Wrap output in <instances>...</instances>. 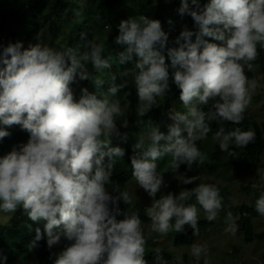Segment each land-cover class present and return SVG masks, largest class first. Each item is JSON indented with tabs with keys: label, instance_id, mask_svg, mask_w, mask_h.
<instances>
[{
	"label": "clouds",
	"instance_id": "1",
	"mask_svg": "<svg viewBox=\"0 0 264 264\" xmlns=\"http://www.w3.org/2000/svg\"><path fill=\"white\" fill-rule=\"evenodd\" d=\"M178 11L190 15L198 26L196 32L185 27L174 41L178 47H167L169 34L161 22L145 15L120 21L115 40L126 45L119 63L134 64L121 75L131 74L135 84L138 124L143 122L139 118L160 105L157 98L169 90L170 77L186 109L168 112L172 123L167 132L151 123L133 145L130 157L133 178L152 197L146 215L152 230L161 235L183 232L186 225L196 234L197 205L209 222L217 218L222 198L210 183L157 199L164 185L158 161L170 155L172 171L182 164L191 169L206 158L197 141L207 138L212 121L239 124L243 120L257 88L256 80L247 78L245 67L254 69L257 46L264 47V0H209L203 8L200 0H181ZM80 14L81 10H75V15ZM86 48L77 52L41 43L24 48L16 42L0 53V140L10 135L7 127L13 125L29 133L26 143L0 156V213L22 207L31 221L43 223L49 249L61 244L62 237L66 239L69 243L53 253V264H147L141 219L120 208L121 201L131 203L129 192L118 185L106 187L117 159L125 156L122 147L113 146V137L121 136L120 127L129 126L120 100L112 97L128 81L117 84L113 76L106 92L84 87L77 98L74 83L92 80L98 90L103 84L89 72V63L97 72L111 67L102 43L88 41ZM166 48L170 63L164 55ZM209 101L214 103L205 111L203 106ZM254 138L252 130L226 131L222 126L213 136L230 155L234 154L230 145L245 147ZM195 180L185 178L184 183ZM192 197L196 203H187ZM255 210L264 216V190L255 201ZM121 215L123 219H118ZM227 218L231 220V212ZM227 230L234 233L236 228L230 225ZM42 238L41 228L35 227L29 248ZM190 255L195 264L202 258L209 264L204 245L193 244ZM156 258L157 264H163L162 256ZM2 264H7V257Z\"/></svg>",
	"mask_w": 264,
	"mask_h": 264
},
{
	"label": "trees",
	"instance_id": "2",
	"mask_svg": "<svg viewBox=\"0 0 264 264\" xmlns=\"http://www.w3.org/2000/svg\"><path fill=\"white\" fill-rule=\"evenodd\" d=\"M208 2L209 0H200L201 8H203V6ZM132 3L133 2L130 0H23V2L21 0H0V53H2L3 48L10 43L31 40L34 35L40 37L41 30L47 31L48 34L56 35L54 41L46 38L47 41H45V43L43 41L44 45L46 44L47 46L54 48L72 47L77 52H83L87 50V42L96 38V33L94 31L95 28L91 32L87 33L84 32V29L88 26L91 28V24L93 27L100 24L104 26L106 25L105 27L109 28L107 37L103 42H99V40L96 41L103 44V55L105 58L109 59L111 67L97 72L89 63V72L92 73L93 77H100L103 80V84L98 90L92 80L81 81V84L77 89L79 91L78 93L80 95V89L84 87H87L90 92H106L113 82V76H115V82L117 84L126 79L128 81V86L120 91L116 97H112V99H118L124 104H137L138 95L136 93L135 84L132 80L131 74L127 77H123L121 75L126 69L134 67V64L133 62L125 64L119 63V54L125 50L126 45L117 44L115 42L116 37L119 35L118 25L120 21L135 19L141 16L143 6L141 8H137L136 6H133ZM96 5H98V9L94 14V6ZM168 6L174 10V14L172 15L173 18L177 20L178 18L184 17L185 20L187 19L188 22H190L192 27L198 28L190 15H181L178 11L179 8H176L174 4ZM192 7L195 8L196 6L192 5ZM75 10H81V14L79 16L75 15ZM158 10L161 11L160 3L158 4ZM143 13L145 16L148 14L147 12L145 13V11ZM93 14L94 16H92ZM157 17H159L160 21L164 24L170 25L172 23V20L161 16L160 12L157 13ZM110 18L113 19L108 21ZM47 24L48 26H46ZM21 30H25L26 33L22 38H20L21 35L19 34ZM193 39H195V35L193 36ZM205 39L209 42L217 44L221 43L211 37H205ZM174 41L175 40L169 39L167 47H178V45L174 44ZM257 49L258 56L253 62L254 69L248 70L245 67V74L249 80H256L258 87L259 75L264 78V47L258 45ZM164 55L166 56V62L170 63V59H167V48L164 50ZM169 71L171 73L172 69H169ZM77 85V83L72 85L74 91ZM179 96L180 89H178L175 84L171 82L170 77V88L162 97L166 104V112L163 113L160 118L158 117L160 115V108L154 109L155 113L153 115H151V111L153 110H150V113L148 112L149 114L147 113L144 117L139 118L143 120L141 124L137 123L138 117L135 119L127 118L129 126L127 128L121 127V136H115L112 141L113 146H120L125 150V156L117 159L111 182L106 186L109 190L118 185L120 190L128 191L130 194L128 183L134 180L130 162V157L133 154V145L135 144L134 139L139 137L141 134L146 133L147 128L150 125L149 119L153 116L152 120L157 121V123H153L160 124L161 130L167 132V125L172 123L171 119L168 117V112L170 111L169 106L171 103L182 102L180 101ZM212 103L214 102L209 101L208 105L203 106L204 110L207 111L208 108L211 107ZM243 116L244 118L239 124L223 120L219 122L212 121L210 123V134L214 136L215 132L221 126L224 127L226 131H231L239 127L244 131L252 130L255 133L254 140L245 147L230 145V151L234 153L231 155L228 152L222 151L218 144L216 146V150L212 154V158L216 160V162H213L212 159H209L204 155L206 158L203 163H193L192 167H206L209 171H214L219 168L240 170L243 168V164L238 161V155L239 153H242L243 157L246 159V162L244 163L254 167L256 170L262 163L264 157V122L258 121L255 115L250 112L248 107L246 108ZM157 117L159 118L158 120ZM7 130L10 132V135L3 138V140H0V152H2V155L10 152L13 146L19 145L20 143H26L29 139V133L22 130L19 125H14L13 130L8 128ZM125 133L127 134V138L123 139V135ZM200 145V141H197L199 149ZM226 153L229 157L228 160L223 162L222 156L226 155ZM171 160L172 157L170 155L165 156L162 160H159L157 168L158 173L163 176H168V169L170 168ZM184 166L188 167L186 164H184ZM184 180L179 185V187L183 190H189L197 186L194 182L191 184H185ZM211 184L216 186L219 190L222 198L221 210L226 208L228 209L226 204L229 194L228 189L223 185H215L214 182ZM240 186L245 190H249L252 186H254V183H249V185L246 186L241 184ZM259 193L260 191H253L255 201L258 198ZM187 203L195 204V197H192V199ZM120 208L128 214L138 215L141 219L142 225L151 220L146 215L147 207L142 204H136L132 201L129 204H123L121 201ZM234 209H236L238 213V216H236V218L238 217L236 224H238L239 231L243 234L245 242L252 243L256 239L264 240V233L257 234L252 223V216L258 214L255 210V202L254 204H248L244 201L241 205L236 206ZM117 218L123 219V215ZM0 220L4 221L0 222V264H2L3 257H7V264H53V253L60 251L64 245L69 243L62 237L61 244L53 246L49 249L47 245L48 237L44 232L43 223L36 224L31 221L23 211L22 207H18L11 213H0ZM224 221L227 222L228 220H223V215H221L218 220L215 219L209 222L206 218L202 217L200 213H198V231L196 234H194V230L187 225L185 226L183 232L177 233L175 231H170V235L173 238V245L176 248L191 247L193 244H196L197 239L201 235L208 234L221 227L224 224ZM37 226L41 228L43 238L36 241V246L30 249L29 245L35 238V227ZM148 238L149 237L145 235V260L147 261V264H157V255L162 256L163 264L171 262L173 259L171 254L164 251L154 250L152 246L149 247L147 245L155 243L151 238ZM201 263L203 262L201 261Z\"/></svg>",
	"mask_w": 264,
	"mask_h": 264
},
{
	"label": "rangeland",
	"instance_id": "3",
	"mask_svg": "<svg viewBox=\"0 0 264 264\" xmlns=\"http://www.w3.org/2000/svg\"><path fill=\"white\" fill-rule=\"evenodd\" d=\"M23 2V0H21ZM133 3V6L137 8H141L143 6V11L141 16L147 12V16L151 19H157L160 21V18L157 17V13H161V16L172 20L170 25L164 24L161 21L162 28L165 32L169 34L170 40H175L176 37L180 35V33L187 27L189 30L193 32L198 31V28L192 27L190 22L184 17L178 18L177 20L173 18L174 10L168 6L174 4L176 8L181 6V0H130ZM161 5V11L158 10V4ZM94 14L98 9V5L94 6ZM93 7V8H94ZM175 8V9H176ZM100 13V12H99ZM94 14L92 16H94ZM97 15V14H96ZM138 15V14H137ZM185 16V15H183ZM113 18H110L108 21H111ZM103 20V19H102ZM92 23V21H91ZM48 26V24L46 25ZM106 26V25H105ZM100 24L95 27L91 24V28L88 26L84 29V32H91L94 28L96 33V38L94 41L99 40V42H103L109 33V28ZM65 30V29H64ZM20 38L25 36V30H21ZM41 38L36 35L33 36L31 40H23L24 48H27L30 44L41 43L44 45L45 41L52 40L54 41L56 35L48 34L47 31H40ZM100 35V36H99ZM99 36V37H98ZM45 38V39H44ZM195 40V39H193ZM44 41V43H43ZM46 45V44H45ZM89 70V69H88ZM259 74V73H258ZM81 81H79L75 91L76 96L78 97L79 91L77 90ZM87 86V85H85ZM84 87V86H83ZM89 90V89H88ZM78 94V95H77ZM163 97V96H162ZM162 97H158V103L160 104L158 107H154L153 111H151V115L155 113L154 109L160 108L159 118L163 113L166 112V104L163 101ZM162 99V100H161ZM139 102V97L137 104ZM136 103L132 104H124L121 103L122 107L125 110V118H133L137 117L136 115ZM252 114L255 115L258 121L264 122V78L259 75L258 77V87L251 93V100L247 106ZM170 110L184 112L186 109L184 108L182 102L171 103L169 106ZM150 113V112H149ZM148 113V114H149ZM152 117V116H151ZM154 117V116H153ZM152 117V118H153ZM157 117V120L159 119ZM152 118L149 119V124L156 122L153 121ZM14 126V125H13ZM13 126L7 127L10 130H13ZM119 126V124H118ZM211 129V124L209 125ZM121 128V127H120ZM142 133V132H140ZM115 138V136L113 137ZM137 137L134 139L135 143L138 141ZM200 150L202 153L209 159H212L213 162H216L212 158L213 152L216 150V146L218 142L214 141L213 136L210 134V131L207 135L206 139L200 140ZM243 152V151H242ZM244 153V152H243ZM0 156H2V152H0ZM229 155L222 156L223 162L228 160ZM238 161L243 164V168L240 170L234 169H225L219 168L214 171H209L206 167H185L184 164L180 165L179 169L176 171H172L170 168L169 175L164 177V185L161 187L160 192L157 193L156 198L159 199L161 195H167L168 193L179 194L183 189L179 187L182 181L185 178L196 177L194 183H212L215 185H223L228 191V199L226 200V204L228 209L220 210L217 216V220L223 215L224 224L211 231L208 234L201 235L196 244L204 245L208 249L207 259L209 264H264V240L256 239L252 243H246L244 240L243 234L239 231V226L236 224V216H238L237 210L234 209L236 206L241 205L242 202L246 201L248 204H254V196L253 191H262L264 190V157L262 163L255 170L254 167L244 163L246 159L243 157L242 153L238 155ZM249 183H254V186L249 190L243 189L240 185H249ZM128 188L130 191L131 201L136 204H142L146 207H150L152 204V197L148 195V193L139 185H137L135 179L128 183ZM199 212L202 217L205 218V214L202 208L197 205ZM231 212L232 218L229 220L228 213ZM0 222H4L0 220ZM252 223L255 228V232L257 234L264 233V216L259 214L252 216ZM151 220L142 225L144 236H148V239H152L155 243L147 244L149 247L152 246L154 250L164 251L172 255V261L164 264H195L194 259L191 257V247H180L176 248L173 245V238L170 235V232L167 235H161L152 230ZM230 225H233L236 228V231L233 233L228 231ZM185 256V257H184ZM181 258V259H178ZM201 261L203 263H201ZM200 264H204L203 258L201 259Z\"/></svg>",
	"mask_w": 264,
	"mask_h": 264
}]
</instances>
